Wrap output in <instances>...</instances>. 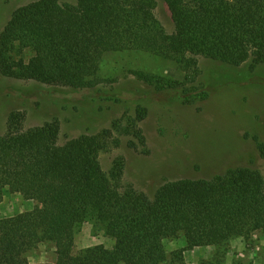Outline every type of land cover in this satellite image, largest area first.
Returning a JSON list of instances; mask_svg holds the SVG:
<instances>
[{
	"label": "trees",
	"instance_id": "1",
	"mask_svg": "<svg viewBox=\"0 0 264 264\" xmlns=\"http://www.w3.org/2000/svg\"><path fill=\"white\" fill-rule=\"evenodd\" d=\"M174 26L167 33L154 17L153 0H37L13 11L0 33V70L40 83L91 89L105 54L139 50L195 70V57L239 66L264 63V0H163ZM27 61L11 62L15 46ZM138 81L172 102L190 104L196 94L183 83L135 70ZM167 91V92H166ZM137 107L122 125L81 134L58 144L59 121L24 128L25 112L12 110L0 136V202L11 193L34 207L0 218V264H30L40 243L54 246L49 264H225V243L235 236L264 235V177L258 169L234 167L210 178L165 181L152 196L123 185V162L105 172L99 160L112 129L145 147ZM260 153L264 144L256 141ZM94 222L113 240L106 248L74 249L83 223ZM182 235L184 246L166 251L164 241ZM214 246L209 258L188 263L184 251ZM238 264V263H237ZM264 264V263H263Z\"/></svg>",
	"mask_w": 264,
	"mask_h": 264
},
{
	"label": "rangeland",
	"instance_id": "2",
	"mask_svg": "<svg viewBox=\"0 0 264 264\" xmlns=\"http://www.w3.org/2000/svg\"><path fill=\"white\" fill-rule=\"evenodd\" d=\"M37 0H0V33L17 8ZM74 4L75 0H58ZM154 17L167 33L174 29L163 0H153ZM28 48L15 46L9 53L16 63L31 56ZM195 70L185 71L176 62L139 50L110 52L99 62L95 85L71 90L32 79L4 74L0 70V136L12 110L25 112L24 128L59 121L58 144L81 134L111 128L113 121L125 124L137 107H146L139 122L146 145L128 147L130 136L112 129L99 160L109 172L117 160L123 162V185H133L152 196L165 181L182 178H210L229 168L251 167L264 177V154L256 141L264 144V63L251 67L250 61L231 66L202 56L195 57ZM141 70L161 79L184 84L196 94L190 104L172 102V91L158 93L155 87L138 81L133 71ZM133 139V138H131ZM32 200L11 193L0 202V218L31 210ZM101 227L83 223L74 236V249L95 245L113 246ZM166 251L184 246L182 235L164 241ZM214 246L184 251L185 261L195 263L211 256ZM225 264H263L264 235L235 236L223 246ZM30 264L55 261L54 246L40 243L27 253ZM121 264V263H120Z\"/></svg>",
	"mask_w": 264,
	"mask_h": 264
}]
</instances>
